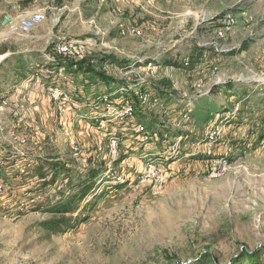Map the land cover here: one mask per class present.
Returning a JSON list of instances; mask_svg holds the SVG:
<instances>
[{
  "label": "rangeland",
  "instance_id": "obj_1",
  "mask_svg": "<svg viewBox=\"0 0 264 264\" xmlns=\"http://www.w3.org/2000/svg\"><path fill=\"white\" fill-rule=\"evenodd\" d=\"M119 8L112 0H41L36 12L44 18L23 31L21 21L11 22L9 0H0V51L32 45L34 77L42 85L58 82L70 99L64 110L53 111L47 94L45 110L7 104L0 110V178L7 182L0 264H264V0H121ZM129 26L139 33L121 32ZM58 42L71 45L61 57L82 61L83 69L47 71ZM194 45L210 50L195 70L165 65ZM93 73L108 77L98 85L109 93L127 85L151 93L143 108L134 95V121L158 140L143 147L131 122L106 119L99 94L87 92L96 83ZM161 78L170 80L174 99L156 93L165 90ZM235 104L238 114L224 123L210 152L194 150L215 114ZM113 135L120 152L107 171L103 156ZM178 135L181 153L153 195L136 177L157 144ZM221 156L229 168L207 176L209 158ZM39 157L68 161L70 171L44 185L20 174ZM88 168L103 172L96 195L80 202L75 224L59 233L41 227L56 217L46 208L73 193Z\"/></svg>",
  "mask_w": 264,
  "mask_h": 264
},
{
  "label": "built area",
  "instance_id": "obj_2",
  "mask_svg": "<svg viewBox=\"0 0 264 264\" xmlns=\"http://www.w3.org/2000/svg\"><path fill=\"white\" fill-rule=\"evenodd\" d=\"M121 0H112L115 11L120 12L119 3ZM44 18V14L42 12H35L28 17L21 20L20 28L23 31H30L34 26L41 22ZM128 32L129 34H138L139 30L133 26L126 27V30L122 29L121 32ZM71 45L58 42L53 46L54 56H61L70 53ZM183 63H188V58L183 59ZM76 66H74L75 68ZM217 67L211 66L209 68L211 73H216ZM151 73H154V68H151ZM50 72V71H48ZM59 74L62 75L66 73L64 67L59 68ZM66 77V76H65ZM219 81H217L218 83ZM46 85V86H45ZM45 91L52 103V110H64L65 106L69 103V92L63 86H61L58 82H50L45 84ZM112 92V91H111ZM108 91H104L99 93V102L102 104L103 115L106 116V119L120 124V123H128L131 122L132 129L136 133V140L139 145L143 147L149 146L153 140H158L157 132L150 131L147 126L143 123H135V109L136 105L134 97H137V104L142 108L144 103H147L151 97V93L147 92H137L134 87L127 85L126 87H120L114 90L112 93ZM139 93V94H138ZM135 95V96H134ZM7 104V100H4L0 104V110L5 108ZM8 105V104H7ZM239 106L235 104L232 109L222 111L220 113L215 114V120L212 122L209 129L205 132L204 137L202 139H197L192 143V148L194 150L199 151L203 150V152H210L211 145L218 139L219 132L223 127L224 123L231 121L236 114H238ZM218 120L220 122H218ZM11 139L17 140L19 144H24L26 139L24 137H18L14 133H10ZM182 136L178 135L168 141H166L160 150H156L153 159H150L144 168L138 173L136 177V183L148 189L151 194L157 195L161 192L163 187L166 185L168 181V177L170 175V165L177 160L181 153V143ZM117 137L114 135L108 139L106 144V152L103 156L104 159L108 161L107 171L111 169V162L116 160L119 157V143ZM208 149H203V148ZM146 156V155H145ZM229 163L227 161L226 156L221 157H211L208 160L207 167L205 169V173L207 176L212 178L221 177L226 170L229 168ZM27 169L23 166L20 168V174L26 173ZM7 187V182L0 178V200L3 197L2 193Z\"/></svg>",
  "mask_w": 264,
  "mask_h": 264
},
{
  "label": "trees",
  "instance_id": "obj_3",
  "mask_svg": "<svg viewBox=\"0 0 264 264\" xmlns=\"http://www.w3.org/2000/svg\"><path fill=\"white\" fill-rule=\"evenodd\" d=\"M209 53L210 50L208 47L195 45L193 47L192 55H190V57L188 58L187 64H184L183 62L167 60L165 61V65L176 66L185 71H191L195 68V65L197 63L205 60L207 56L209 57ZM54 59V62H47V67L50 72L54 71V69L58 70L60 67H64L66 73H71V71L73 72L74 66H76L75 68L79 70L84 68L82 61H71L66 57L61 56H55ZM93 77H98L99 79L106 81L109 80L108 77L102 73H93ZM159 84L163 85L166 90L163 93L162 91L155 89L160 98L173 96L172 92H170V89L172 88L170 80L161 78L159 79ZM215 90L220 91L221 89ZM142 116L143 115H141V117ZM231 121H234V119H232ZM149 124L151 125L152 122H150ZM68 165V161H61L59 159H55L52 161V159L49 157H39L36 161H32L26 174H29L28 177L43 181V183L41 184L44 185L53 183L59 174L69 173L70 168H68ZM102 172L103 170H100L98 168H88L86 170V178L77 184L73 193L51 203L46 208L48 212L53 213L56 217L43 221L40 226L46 230L52 231L53 233H59L69 227H72L75 224L73 220H75L76 218L74 217V214L79 209L80 202L90 194L96 195V193H92L95 187V179ZM71 182L72 181L69 179L67 184L70 185ZM84 219L85 217H80L78 221ZM78 221H76V223H78Z\"/></svg>",
  "mask_w": 264,
  "mask_h": 264
},
{
  "label": "crops",
  "instance_id": "obj_4",
  "mask_svg": "<svg viewBox=\"0 0 264 264\" xmlns=\"http://www.w3.org/2000/svg\"><path fill=\"white\" fill-rule=\"evenodd\" d=\"M40 1L41 0H9L11 9L15 12L12 14L13 16L11 18V22L18 24L24 18L23 16L31 15L38 11ZM34 50L36 49H34L32 45L29 46L28 43H22L21 45L16 44L11 51H0V98L2 96H6V100H8L7 104L9 106L15 107L17 105H21L24 106V108H28L29 110L34 108L45 110L46 108L47 98L45 86L40 83L38 78L34 77V75H37L38 72H32V60L35 56L34 53H36ZM192 52L193 48L190 50V53L186 57L182 58L179 62H183V59L189 58L190 55H192ZM178 58L180 57L178 56ZM203 62L204 60L197 63L193 70H195ZM47 71H49V69ZM87 76L89 77V75H85V77ZM94 81L96 83L93 85L91 84L87 92L91 93L92 91H96L99 94L109 90L107 88L99 87L101 85L98 84H101L102 80L98 77ZM48 82L49 81L46 79V84ZM164 91L165 90L162 92L164 93ZM162 99H174V96L167 98L162 97ZM164 136L166 135L164 134ZM172 138L174 137H171L170 139ZM162 141L165 142L166 140ZM161 144L162 142L157 144V151L163 146Z\"/></svg>",
  "mask_w": 264,
  "mask_h": 264
}]
</instances>
